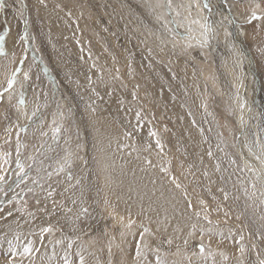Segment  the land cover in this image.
I'll return each mask as SVG.
<instances>
[{
	"label": "bare ground",
	"instance_id": "1",
	"mask_svg": "<svg viewBox=\"0 0 264 264\" xmlns=\"http://www.w3.org/2000/svg\"><path fill=\"white\" fill-rule=\"evenodd\" d=\"M85 1L86 3L84 5L86 6V9L83 11L84 14L82 13L84 17L78 19L76 21L77 23L71 20L75 15L78 16L77 13L79 12L75 9H54L55 6L49 4L43 5L38 0H35L34 4L39 11L45 27L47 26V28L54 33L63 34L65 38L67 36L69 42L75 47L76 51H78L76 52L78 54L77 56L84 61H86L87 54L85 55L82 52L83 50L78 46L79 43L76 45L75 43L78 42V37L80 36L81 38H79V40H81V42L83 41L84 44L88 41L91 42L92 40L90 41L89 39L94 36L91 50H93L96 55L103 53L104 56L102 55L101 58L102 63H99L110 67V71L106 70L103 71L102 74L100 73V80L102 81L98 84L100 87L94 91L91 87L84 86L77 83V81H68L67 74L69 73L67 71L80 59L71 58L74 62H70L68 58L64 57L65 59L60 63L57 57H55L53 59L55 65L47 66L42 64L41 59L39 58V64L43 66V70L46 72L49 81H51V84L49 85L52 86L53 92L50 95V99L53 98L56 103L51 104L48 108L43 107V102L40 101L44 100L40 96V93L35 92L33 87L31 88V86H29L27 90L29 94L26 93L23 96L24 103L21 104V99H17L19 104L15 108L11 107L12 109L14 108V114L17 117V121L20 123L18 124L16 122L10 129L8 127L9 130H2V134L0 133V135L3 136L2 139L5 140L7 138H14L12 140L10 139L13 141L20 139L19 135L21 133L32 134L39 129L40 123L48 117L47 115H44V112L58 108L56 104H61L63 107H66V111L72 110L77 117V120L87 124L88 129L99 141L100 154L98 153L99 159H97V172L104 194H106L107 202H102L100 197L96 195L95 190L91 191V189L94 188V185L93 183H90V181L93 180L95 182V177L90 173L83 174L82 180L86 179L87 181L85 185V188L88 190L87 195L84 191L79 192L78 194L75 193L76 195L73 194L70 197V200H73V204L78 207L79 204L88 202L90 198L93 199V204L89 203L90 206L86 207V205H84L85 208L78 207L77 209L92 210L90 215L95 218L94 222H92L89 227L90 231H92V235H88L89 233L86 231V234L79 238V240L83 239L82 243H75L73 241L74 239L71 240V238H75L77 237L76 235L79 236L83 232L78 233L71 230L65 231V236L57 235V233H54L55 235L53 236L46 234L44 231H39L37 232V235H35L36 237L33 235V238L29 240L8 238L9 240L7 239L0 242V244L3 245L1 251L3 253L0 254V264H24L21 263V257L23 255H20V253H22L24 248L29 246V244L33 251L38 242L42 244V247L39 250L37 260H35L34 263L31 261L29 264H48V259H42L45 258L46 254L52 255L53 257L60 256L59 259L63 258L64 262L59 264H158L157 257H159V264H195L197 261H199V264H246L249 256L251 257L252 255H255V253H251L253 252L252 243L249 240V236L246 235V232L243 229L244 227L236 218L245 220L244 218L248 210L246 212L244 206L257 216V213L259 212L258 205H254V207L250 205L251 203L249 201H251L252 197L251 199H248V196H246L247 198H244L245 202L236 199L237 197L234 196L235 193L232 192L234 188L232 189L233 186L230 187L233 172L227 173V171L224 170L225 168L221 167L222 160L220 158L218 159L214 154V150L217 148L215 147L217 141H212L211 137L206 135L210 133L209 128L213 127L214 113L212 110L206 108L205 104L208 101L206 100L207 94L205 93H211V98L220 101L223 107L226 108L229 113H232L233 118L235 117L232 122L235 133L234 144L237 147L236 150L241 151L246 147L242 146L246 141L244 131L246 125L250 123L249 112L251 113V111H249L248 98L249 95L251 98V89H249L250 87L248 85L250 80L249 77L257 78L258 75H261L258 79L263 82L264 86V17L254 19L250 25L240 27L236 25L235 27L230 20L227 21L228 13H226L227 10H225L227 9L225 8V1L220 2L222 0H219L216 3H211L208 0L211 5H222L220 8L212 7L213 14L214 16H218V19H222L224 24H226V26L224 25L226 27L224 31H227L229 46L225 47V45L223 46L225 48L220 49L219 51L216 50V52L214 51L210 54L206 53L205 56H203V52L201 55L198 52V55L196 56L189 55L181 57L170 47L167 46V50L162 47L163 41L161 36H163L164 32L162 29L164 30L165 28V30H167L166 28H168L166 27L167 23L164 20L169 21V18L175 20L174 18H178L176 15L181 13V9H176L177 14L173 13L172 7H168L169 0ZM191 1L196 2L197 0ZM76 2L71 3L73 5ZM199 2H201V0H199ZM171 3L170 0V5ZM24 4L27 3L25 2ZM255 4L256 2H250L246 7L247 9H245V14H252V12H254ZM23 5H21V7H24ZM25 7V11L27 12L28 7ZM75 8H79V5H75ZM194 8H196V6H194ZM239 9L242 8L240 7ZM12 12V10H9V18L7 19L9 20V27L11 25L13 27L14 24V15H12ZM200 16L201 14L199 13L198 17ZM198 17L195 19L194 25L199 28V26L202 27L203 25L198 20ZM244 17H246V15ZM25 21L26 26H28L30 23V17H27ZM208 21L210 20H207V22ZM228 22H230L232 26L228 24ZM86 27L88 31L93 34H90L92 35L90 38H88V35L85 37V34L82 35L79 31L80 29L84 30L83 28L86 29ZM222 28L219 27V29ZM200 30H202V28H200L199 31ZM14 31H12L13 33H10L11 31L7 33L3 41L7 53L12 48L14 40L16 41ZM165 32L166 35L170 33L172 34V31ZM215 33H213V35ZM180 35H182V33ZM82 37L85 38L82 39ZM173 38L175 37L173 36ZM28 39L29 37L27 40ZM176 41H178V39ZM26 42L28 43V48H30L29 42ZM166 43L168 44V42ZM113 51L116 52L117 58H120L121 62L125 63L123 68L125 71L123 73L118 70V68L115 69V65L110 66V64H108V57L112 56L110 53ZM58 52L57 54H59ZM114 59L115 58H112L110 61ZM120 60H116L115 62L118 63ZM204 60L206 61V65L203 66L202 63ZM7 63L8 62L5 61L0 62V88H6L8 86V80L13 76L11 65L10 63ZM119 64L120 63H118V65ZM127 65H130V68L132 66V68L136 70V73L139 75L138 81L129 78V72L126 68ZM99 68L100 71L103 70V68ZM32 71L31 73H33ZM14 73L16 74L17 70H15ZM77 75L78 74H76V76ZM80 77L82 78V75ZM140 84L144 85L142 90L139 89ZM78 91H80L82 96L79 95ZM256 91L257 90H255V93ZM201 92H203L205 96L201 95ZM131 93H133V96ZM257 93L260 94L259 91H257ZM228 96L231 97L230 104L226 99ZM198 97H201V99ZM256 97H258V95ZM45 98H47V96H45ZM250 100L253 99L251 98ZM89 104L90 108L88 109ZM184 104L185 107H183ZM232 106L234 107V113L232 112L233 110L231 111L230 109ZM33 113H35V116H33ZM137 113L140 114L139 119L137 118ZM176 113H178L179 116L177 118ZM257 114L259 115V113ZM261 118L262 116L259 119ZM165 119L171 121L174 126L169 127L167 124L163 123L162 121ZM71 121L72 120H70V122ZM167 127L170 129H166V132H171L172 135L175 133V135H177V133H179L181 138L187 140L186 144L189 147L200 152V154L197 153L204 158L205 163H207L206 165L209 168L206 169V179L203 177L201 180L200 177L203 175L199 176L198 173V178L189 176V169H185V166L189 167L190 165L188 164V166L186 164L188 162L183 158L185 150L189 148L185 147L186 144L184 146L186 148L184 151H182L184 148H181L182 150L179 148V151H182L181 154L177 152V143L179 142L177 141V143L174 144L172 148L174 152L176 150V153L170 155L171 157L168 156L173 160L174 165L171 163V160L166 154L164 140L166 137L165 130L163 132V129ZM152 132L155 133L154 136L150 135ZM171 133L169 135H171ZM49 135L53 134L51 133ZM65 135L62 136L66 137ZM64 140L65 138H62L61 142ZM157 141H159V147L157 146ZM45 142V144L49 143L47 141ZM253 142L254 141H252V145L258 143L255 142L254 144ZM167 143L168 142H166V144ZM183 143L179 144L183 145ZM228 144L229 143L227 142V145ZM74 147L75 146H73V148ZM191 148L188 149V151H192ZM250 149L252 150L253 148ZM191 151L188 152V157L192 156ZM209 153H211V155H209ZM219 153L220 152H218V154ZM243 154L245 157H242L249 162L247 164L243 160L246 163V166L249 165V168H253L254 171L259 172L261 169L260 165L262 164L261 161L263 162L262 165H264V159L262 158L261 160L259 157H254V161L252 158L253 154L249 155L245 152ZM237 157L239 158V156ZM15 158L13 160H15ZM77 158L80 159L77 163V167L73 166L70 172L65 171L63 176L67 175L69 178H63L62 180L65 181V184H67L66 186L76 187L77 185V188H80V178L73 175L72 172L79 169L80 166L84 167L85 163H91V160L84 156L80 158V155L77 156ZM238 160H240V158ZM258 160L261 161L258 162ZM60 162L63 163L61 160ZM60 162L58 159H52L51 161L52 164L55 163L56 165ZM238 164H236L237 167L239 166ZM51 169L53 180L58 179V177L62 175L58 173V176H54V169ZM242 170H244V168ZM88 171L91 172L92 169H89ZM191 172H193V170H191ZM238 173L240 174V172ZM263 176L264 174H262L264 181ZM254 177L256 178V175ZM69 180H72V183H68ZM240 182L239 184H241ZM18 183L19 182H17V188L21 187ZM177 184H179L180 187H177ZM249 184H247V186ZM201 187L207 194L210 193L209 198L213 200V204L200 202L198 199L200 196H194L192 194V192L196 190L195 188L200 189ZM239 188H241V186L237 189ZM211 189H214L216 192L209 191ZM263 196L264 195H262V198ZM17 198L18 197L12 199L16 200ZM219 199H221V204L225 207L218 208L217 205L214 204ZM256 200L258 201L259 199ZM3 201L4 200L0 201V207L2 206ZM261 201L262 200L260 199L258 202L261 210L260 215L264 216V207H262L264 200L263 202ZM189 202L191 207H189ZM251 202H254L253 204H258L256 201ZM104 205L106 206L108 213L104 212ZM217 210L220 211V214L222 213V216L223 211H227L231 218H234L235 216V220L227 221L224 220L225 217L222 219V216L219 217L214 214ZM205 217H207V219H205ZM256 219L257 218L255 217V220ZM209 221H211V223H209ZM38 228L41 229L42 227ZM145 228L149 231L144 232ZM51 229L54 228L51 227ZM61 231L64 232V230ZM141 233H144L143 239H141ZM55 239L62 240V243H59V248L52 247V245L48 248L49 243L51 241L53 242ZM168 241H171V243ZM185 241H187V243H185ZM9 242H11V246ZM137 242L140 243L142 252V255L139 258L136 257ZM200 245H203V252L200 251ZM60 247H64V249H61ZM247 248L249 252L247 251ZM9 250L10 254L13 251L16 253L13 259L7 257L8 255L6 252ZM192 251L194 253L197 251L198 254H204L198 255L197 258L196 253L193 254L191 253ZM72 256H76V259L71 258ZM259 258L260 257H258V259Z\"/></svg>",
	"mask_w": 264,
	"mask_h": 264
},
{
	"label": "rangeland",
	"instance_id": "2",
	"mask_svg": "<svg viewBox=\"0 0 264 264\" xmlns=\"http://www.w3.org/2000/svg\"><path fill=\"white\" fill-rule=\"evenodd\" d=\"M34 1L33 0H2L3 7L0 8V35H3L5 38L7 33H9L10 31H11L10 33H13L12 31L15 30L14 33H15V37H16L15 38L16 41L14 40L13 46L8 53H7V50L4 48V44H3L4 51H3V53H0V62L5 61V62H8L7 64L10 63L12 75L15 72V70H17V73L16 74L14 73V74H15V77L18 76L16 78L17 83L13 85L12 89L5 91V89H7L8 86L6 88H2V87L0 88L1 89L0 93H3V97H2V99H0V133L1 134H2V132H1L2 130L3 131L5 129L9 130L13 124L15 125L16 122L18 124L20 123L19 121H17V117L15 116L13 109L19 104V101H17V99H21V96H24V94H26V93L29 94V92L27 91L29 86H31V88L33 87V90H35V92L40 93V96L44 100V101H40V102H43V107L48 108L51 104L56 103V101L53 98L50 99V97H51L50 95L53 92L52 86L49 85V84H51V81H49L48 76L46 75V72L43 70V66H41V64H39V61H38L39 58L41 59L42 64L47 65V66L48 65H51V66L55 65L53 63V59L55 57H57V59L60 61V63L63 62V59H65L64 57L68 58L70 62H74L73 60H71V58L80 59L79 56H77L78 54L76 53L78 51H76L75 47L69 42V39L67 38V36L65 38V36L63 34L54 33L53 31H50L47 28V26L45 27V24H44L40 14H39L37 7L34 4ZM38 1H40L41 4H43V5L49 4V5L55 6L54 9H60V10L75 9V10H77V12H79V13H77L78 16L75 15V17L71 18V20L74 21L75 23H77L76 21L78 19H81L84 17L83 11L86 9V6L84 5L86 3L85 0H82V1L81 0H79V1L78 0H72V1L71 0H57L58 2L56 0H38ZM69 1H71L72 3L77 1L78 3L76 2L75 4L72 5V3ZM174 1L177 2L178 4L175 3ZM209 1L211 3H216L219 0H209ZM223 1H225V8H227V9H225V10H227L226 13H228V18H227L228 20L227 21L230 20V22H232L235 25V27H236V25L238 27L250 25L253 22L254 19H252V14H249V15L245 14L246 13L245 9H247L246 7L250 2H256V4H255L256 6L254 5V12L256 13V15L260 18L264 17V0H222L220 2H223ZM25 2L27 4H24ZM56 2H57V5H56ZM63 2H65L66 4ZM79 2H81V3H79ZM171 2H172L171 7L173 9L172 10L173 13L177 14L176 9H181V13H178L176 15L178 18H174L175 20H172L171 18H169V21L164 20L167 23V25L165 23L166 27H168V28H166L167 30H165V28L163 30L161 27L162 31H164L163 36H161L162 41H163L162 47L164 49L170 47L172 50L176 51L175 53L178 56L180 55L181 57L189 56V55L190 56H196V55H198V52L200 55L203 52V56H205L206 53L210 54L211 52H214V51L216 52V50L219 51L220 49H223V48L229 46L228 45L227 31L226 30L224 31V29H226V27H225L226 24H224L222 19L221 20L218 19V16H216V15L214 16V14H213V8H220L222 5H211L210 4V7L211 8L213 7L212 12H211V10L208 11L205 9V7H204L205 0H201V2H199V0H197L196 1L197 4H196V2H193L191 0H178V1L171 0ZM21 5H23L24 7H21ZM32 5H34V6H32ZM75 5H77V6L79 5V8H75ZM25 6L28 7L27 12L25 11V9H26ZM194 6H196V8H194ZM240 7L242 9H239ZM193 8L196 10H194ZM9 10H12L13 11L12 15H14L13 16V19H14L13 27H12V25L9 27V25H10L9 20H7L9 18V15H8ZM197 13H198V16H199V13L201 14V16H202V17L200 16L201 19H200V17L197 16ZM236 13H238V14L240 13V14L238 15ZM245 15H246V17H244ZM26 16L30 17V23L28 26H26V23H25L26 22L25 19L27 18ZM197 17L199 18L198 20L202 23V25H203L202 27L199 26V28H198L196 25H194L195 19H197ZM207 20H210V21L212 20V21L207 22ZM230 22H228V24H230L232 26V24ZM221 24L223 26L225 25L224 26L225 28ZM218 26L221 28L223 27V28L219 29ZM200 28H202V30L199 31ZM83 29L84 30L80 29L79 31L82 35L85 34V37H87V35H88V38H90L93 35L90 31H88L87 27H86L87 30L85 28H83ZM29 30H32V31H29ZM170 30L172 31L173 35L171 33L166 35L165 31L171 32ZM223 31H224V33H223ZM221 32H222V34H221ZM181 33H182V35H180ZM213 33H215V34L213 35ZM25 34H27V37H29V39L26 41L29 42L30 48H28L29 47L28 43L25 40L21 39V37H23ZM90 34H92V35H90ZM169 36H171V37H169ZM173 36L175 38H173ZM178 36H179V38H178ZM85 37H82V39ZM79 38H81V36L78 37V42L75 43V45L79 43L78 46H80V49L83 50L82 52L85 55L87 54L88 57L86 55V61L80 59V60H78L77 63H75V64L72 63L73 64L72 68H70L67 71L69 73V74H67L68 75L67 78H68V81L69 80L70 81L72 80L73 82L77 81V83H80L84 86L91 87L94 91H96L100 87L98 85L99 82H102L100 80L101 74L103 73V71H106V70L110 71V67L108 65H107L108 66L107 67L106 65L99 63V62L102 63L101 58H102V55L104 56L103 53L96 55V54H94V51L91 50L92 45H93L92 42L94 41L93 40L94 36H93V38L89 39L90 41L92 40L91 42L88 41V42H85V44L83 43V41L81 42V40H79ZM175 39L176 40L178 39V41H176ZM30 40H31V42H30ZM171 40H173V41H171ZM221 41H223V42H221ZM166 42H168V44ZM171 42H175V43H171ZM199 43H201V44H199ZM221 44H223V45H221ZM82 45H84V46H82ZM223 46H225V47H223ZM88 47H90V48H88ZM176 47H178V48H176ZM199 48H201V49H199ZM90 50H91V52H90ZM57 52L59 54H57ZM113 52L110 53L113 57L112 56L108 57V64H110V66L115 65V69L118 68V70H120L123 73L125 71L123 69L125 63L121 62L120 58H117L116 52H114L115 54ZM93 54H94V56H93ZM111 57L115 58V59L110 61L112 59ZM43 58H45V59H43ZM95 58L98 59L99 61L96 60ZM116 60H120L119 62L117 61L118 63H120L119 65H118V63L115 62ZM201 60H203V59H201ZM202 65L203 66L206 65L205 60L202 63ZM99 67H101V69L103 68V70L100 71ZM106 67H107V69H106ZM126 68L128 69V70L127 69L126 70L129 72V74H128L129 78L132 80L138 81L139 75L136 73V70H134L132 68V66L130 68V65H127ZM95 69H97L99 72ZM131 70H132V72H131ZM31 71L33 73H31ZM25 73L28 74V77H29L28 80H25V78H24ZM32 74H33V76H32ZM76 74H78V75L76 76ZM81 75H82V78L80 77ZM260 76L261 75H258L257 78L256 77H252V78L249 77L250 80H249L248 85L250 87L249 89H251L250 90L251 91V98L253 100H250L251 98L249 95V98H248L249 104L248 105H249V109H250L249 111H251L252 114L249 112L250 123H248L246 125L245 131H244L245 135H246V141L244 142V145H242V146H246V147H244L245 149L243 148L241 151L236 150L237 147L234 144L235 133H234V126H233L232 122L235 119V117L233 118L232 113L231 112L229 113V111H227L226 108L223 107V105L220 101L212 99L211 93H208V92L205 93V94H207L206 100L208 101L205 104L206 108L212 110V112L214 113L213 114V127L209 128L210 133L206 134V135H209V137H211L212 141H214V140L217 141L216 146H215L217 148L215 150L213 149L214 154L218 159L220 158L222 160L221 161V167L225 168L224 170H226L227 173L233 172L230 187L233 186L232 189L233 188L234 189L232 192L235 193L234 196L237 197L236 199L242 200L243 202H245L244 198H247L246 196H248V199H251V197H252L253 200L251 199V201H256V203H258L260 199L262 200L261 202H263V200H264V196L262 198V195H264V192H263L264 191L263 190L264 189V181L262 178V174H264V165H262L263 162L261 161L262 158L264 159V122H263L264 107H262V106H264V88H263L264 86H263V82L260 79H258ZM132 80H130V81H132ZM21 82L24 85L23 88L20 87ZM253 83H254V85H253ZM139 86H140L139 87L140 90H142V88H144V85H142V84H140ZM258 87H260V88H258ZM255 90L259 91L260 94H258L257 91L255 93ZM252 91H254V92H252ZM78 93H79V95L82 96L80 91H78ZM200 94L205 96V94L203 92H201ZM255 94H256V96L258 95V97H256ZM48 95H49V97H48ZM131 95L133 96V93H131ZM34 96H37V95H34ZM45 96H47V98H45ZM133 98H135V97H133ZM198 98L201 99V97H198ZM81 99H83V98H81ZM226 99H227L228 103L230 104L231 97L228 96V97H226ZM34 100H36V99H34ZM36 101H39V100H36ZM251 101L252 102L255 101V102H253L254 104ZM14 102H15V104H14ZM56 106L58 108H54L53 110H49L48 112H44V115H47L48 117H46L45 120L42 123H40L39 129L37 131H34L32 134L21 133L20 134L21 137L19 135L20 139H16L13 141H11V140L14 138H7L5 140V139H2L3 136L0 135V146H1L0 147V163H1L0 164V177H3V179H0V201L4 200L2 203V206L0 207V242H3L5 240H7L8 238L9 239H11V238L12 239H18V240H25V239L29 240V239L33 238V235H34V237H36L35 235H37V232L43 231V229H45L46 227L50 228V229H51V227H53L55 229V231H54V229H51V231H53V232H51V231L45 232L46 234H50L53 236L55 235L54 233H57V235L65 236V231H67V230L68 231L71 230L73 232H78V233L83 232L79 236L76 235L77 237L71 238V240L74 239L73 241L75 243H78V242L82 243L83 242L82 241L83 239L79 240V238L83 237L86 234V231H87V233H89L88 235H92V233H91L92 231H90V228H89L91 226L92 222H94V220H95V218H93L90 215L92 213V210L87 209V212H84L83 209H81V210H77V209H78V207H84V205H86V207L90 206V204H93V199L90 198L88 200V202H85L84 204H79L78 207L73 204V202H72L73 200H70V197L75 193L78 194L79 192L84 191L87 195L88 190L85 188L87 181H86V179L82 180L83 179L82 176L85 173H90L95 177V182L93 180L90 181V183H93V185H94V188L91 189V191L95 190L96 195L98 197H100V200L102 202H104V201L107 202L106 194H104V190L100 184V179H99L98 172H97V170H98V160L97 159H99L98 153L100 154L99 141L97 140L96 136L93 135V133L88 129L87 124L77 120V117L74 115V112L72 110L66 111V107H63L61 104H59V105L56 104ZM89 106H90V104L88 105V109L90 108ZM11 107H14V108L12 109ZM59 107H60V110H59ZM183 107H185V104L183 105ZM232 107H230V109H231V111L233 110L232 112L234 113V107H233V109H232ZM251 109H254V110H251ZM256 109H258V110H256ZM61 110H62V112H61ZM181 113H179V114H181ZM257 113H259V115ZM71 116H73V117H71ZM255 116H257L258 118ZM261 116H262V118L259 119ZM69 117H70V119H69ZM177 117H179L178 113H176V118ZM251 118H253V119H251ZM255 118H257V119H255ZM64 120H66V121H64ZM70 120H72V121L70 122ZM162 122L167 124L169 127L174 126L171 123V121H168L166 119L163 120ZM257 124H258V127H257ZM70 125H72V126H70ZM5 126H6V128H5ZM8 127H9V129H8ZM169 127L163 129V132L165 130V134H166V137L164 140H165L167 157L168 156L171 157L170 155H172L173 153H176V150L174 152L172 147L174 146L175 143H177V141L179 143L184 142L183 145L177 143V147H178L177 152L178 153L181 154L182 151H184L186 149L185 147H189L186 144L187 140L186 139L184 140L183 138H181L179 133H177L178 136L175 135L176 133L172 135L171 132H170L171 135H169L170 133L168 131L166 132V129H170ZM223 129H225V130H223ZM226 129H227V131H226ZM251 131H252V133H251ZM51 133L53 135H49ZM173 133H174V131H173ZM256 133H257V135H256ZM61 134L63 136L65 134H67V135H65L66 137H63ZM222 134H223V136H222ZM51 136H52V138H51ZM171 137L173 140L171 139ZM62 138H65V140L63 142H61ZM174 138H176V139H174ZM77 139H78V141H77ZM178 139H180V140H178ZM45 141H47L49 143L45 144L46 143ZM181 141H183V142H181ZM252 141H254L253 142L254 144H255V142L256 143L258 142L257 143L258 145L257 144L252 145ZM166 142H168V143L166 144ZM227 142L229 143L228 144L229 146L227 145ZM249 142H251V143H249ZM185 144H186V146H185ZM248 144H250V145H248ZM73 146H75V147L73 148ZM167 147H168V150H167ZM179 148L180 149L184 148V149L183 150L181 149L182 151H179L180 150ZM190 148L191 147L187 148V150H185V153L183 155V158H185V161L188 162L186 164L190 165V166L188 165L190 168L185 166V169L186 168L189 169V176L190 177L198 178V176H197V173H198L199 176L203 175L202 177H200L201 180L203 179V177L206 179L207 178V176H206L207 170L206 169H209L206 165L207 163H205L204 158L201 155H199L200 152L196 151L193 148H191L192 151L191 150L188 151V149H190ZM250 148H253V149L251 150ZM69 151H71V152H69ZM77 151H79V152H77ZM186 151H187V153H186ZM190 151H191V155L193 157L192 156L188 157L189 156L188 152H190ZM218 152H220V153L218 154ZM244 152L249 154V155L253 154L252 158L254 161H255L256 157H259V159L261 158V160H258V162L261 161V163H262L260 165L261 169L259 170V172L254 171L253 168H249L248 167L249 165L246 166V163L248 164L249 162H247V160L245 158H243V157H245V155L243 154ZM239 153L241 154V156ZM14 154H15V156H14ZM79 155H80V158L82 156H84L85 158H88L89 160H91L90 161L91 163H85L84 167L80 166L79 169H76V171L72 172L73 175H76L77 177L80 178L81 181L79 180V183H80L81 187L77 188V185H76V187L66 186L67 184H65V181H63L62 179L63 178L64 179L69 178V176H67V175L63 176V175L65 174V171L70 172L71 168L73 166L77 167V163L80 160L79 158H77V156H79ZM220 155H221V157H220ZM237 156H239L241 161L238 160L239 158ZM14 158H15V160H13ZM52 159H58L59 162L61 160L63 163L60 162L57 164L58 165L57 166L55 163H53V164L51 163ZM63 159H64V161H63ZM216 159H215V161H216ZM227 159H229V160H227ZM170 160H171V163L174 165L173 160L172 159H170ZM230 160H231V162H230ZM18 162H19V165L23 166V170H24L23 173L21 172V168L18 166ZM190 162H192V163H190ZM238 162H239V164H238ZM59 164H60V166H59ZM67 164H68V166H67ZM236 164H238L239 166H241L243 164L241 166L242 168L239 166L237 167ZM216 166H217V164H216ZM192 167L194 169L195 168L196 169L194 170ZM246 167H247V169H246ZM51 168L54 169V172H53V174H55L54 176H58V173L62 174L61 176L58 177V179H56L58 181L53 180V178H52L53 175H49V173H51V170H52ZM64 168H66V169H64ZM243 168H244V170H242ZM89 169H92V171L89 172L88 171ZM232 169H235V170H232ZM191 170H193V172H191ZM246 170L247 171L249 170V171L247 172ZM238 172H240V174ZM92 175H90V176H92ZM255 175H256L257 179L254 177ZM257 175H258V177H257ZM235 176H236V178H235ZM260 177H261L262 181H261ZM50 178H52V179H50ZM246 178L249 179L250 181L247 180ZM54 181H56V182H54ZM71 181L72 180H69L68 183H72ZM240 181H242V182H240ZM244 181H246L247 183ZM17 182H19L18 184L21 187L17 188V186H18ZM30 182H31V184H30ZM35 182H37V183H35ZM239 182L241 184H239ZM251 183H253V184H251ZM62 184H63V186H62ZM247 184H249V185L247 186ZM26 185H27V187H26ZM51 185H52V187H51ZM239 186H241V188L237 189ZM209 187H211V186H209ZM76 188H77V190H76ZM211 188H213V187H211ZM195 189L196 190L194 192H192V194L194 196H200V197H198L200 202H204V203L207 202L208 204H213V202H212L213 200H211L209 198L210 193L207 194L206 191H204L202 189V187L200 189H198V188H195ZM23 191H25V192H23ZM209 191L216 192L214 189H211ZM254 192H255V194H254ZM49 193H51V195H49ZM203 195H205V196H203ZM16 197H18L16 200L12 199V198H16ZM256 197H259V198H256ZM8 198H10V199H8ZM256 199H259V200L257 201ZM37 201H39V202H37ZM251 201H249L251 203V204L250 203L249 204L252 205V207H254V205H258L257 207H258L259 212L257 213V216H255L251 212L250 209H248L247 207L244 206L245 211L247 212V210H248V212L249 211L250 212L246 213L245 218H244L245 220H243L241 218H236V219L238 221H240V224H242V226L244 227L243 229L246 232V235L249 236V240L252 243L251 245L253 247V252H251V253L252 254L255 253V255H252L251 257L249 256V258L246 256L248 258V261L246 262V264H249V263L250 264H262V262H264V260H263L264 259V216L260 215L261 210H260L259 203L253 204L254 202H251ZM214 204H216L218 208L225 207V206H223V204H221V199H219ZM262 207H264V203L262 204ZM103 208H104V212L108 213V210H106L105 205ZM226 208H227V206H226ZM209 209L211 210L210 207H209ZM214 214L219 216V217L222 216V213L220 214V211H218V210ZM223 217H225L224 220H227V221L235 220V216H234V218L233 217L231 218L228 215L227 211H223L222 219H223ZM255 217L257 218L256 219L257 221L255 220ZM258 217L261 220H259ZM38 227H40V228L42 227V228L39 229ZM61 230H64V232ZM59 243L61 244L62 240L61 239H55V240H53V242L51 241L49 243L48 248H50L51 245H52V247L54 246V247L59 248V246H60ZM41 247H42V244L38 242L36 247H34V250L31 252V254H29V255L25 254L21 257V260H22L21 263L29 264V262L31 263V261L34 263V261L37 260V256L39 254V250ZM60 248L64 249V247H60ZM2 249H3V245L0 244V254L3 253V252H1ZM262 249H263V251H262ZM247 251L249 252L248 248H247ZM6 253L8 255L7 256L8 258L13 259L14 256H12L10 254V250L7 251ZM191 253H193V254L196 253L197 258H198V255L204 254V253H200V252H199L200 254H198L197 251H195V253L192 251ZM47 255L48 254H46L45 258H42V259L43 260L48 259V264H59V263L64 262L63 258L59 259L60 256L53 257L52 255H48V256ZM258 257H260V258L258 259ZM71 258L76 259V256H72ZM28 259H29V261H28ZM198 262L199 261L195 262V264H197Z\"/></svg>",
	"mask_w": 264,
	"mask_h": 264
},
{
	"label": "snow or ice",
	"instance_id": "3",
	"mask_svg": "<svg viewBox=\"0 0 264 264\" xmlns=\"http://www.w3.org/2000/svg\"><path fill=\"white\" fill-rule=\"evenodd\" d=\"M3 7V3H2V0H0V8ZM168 7L170 8L171 5H170V0H169V3H168ZM204 7L206 10H211V7H210V3L208 2V0H205V4H204ZM252 19H260V17H258L256 15L255 12L252 13ZM27 34H25L23 37H21V39L23 40H27ZM3 41H4V36L3 35H0V53H3L4 51V48H3ZM25 80H28L29 77H28V74L25 73V76H24ZM17 83V80H16V77H15V74H13V76L8 80V88L5 89V91H8L9 89H12L13 88V85ZM23 83L21 82L20 83V87L23 88ZM3 97V93H0V99H2ZM20 103L23 104L24 103V99H23V96H21V100H20ZM139 113H137V118L139 119ZM33 116H35V113H33ZM150 135H155L154 132L150 133ZM157 146L159 147L160 144H159V141H157ZM209 155H211V153H209ZM18 166L21 168V172L23 173V166L22 165H19V162H18ZM62 170V169H61ZM49 175H51V173H49ZM0 179H3V177H0ZM177 187H180L179 184L176 185ZM49 195H51V193H49ZM227 198V197H226ZM39 202V201H37ZM189 207H191V204L189 202ZM84 212H87V209H83ZM205 219H207V217H205ZM209 223H211V221H209ZM51 229L50 228H45L43 229L44 232H48L50 231ZM149 230L147 228L144 229V232H148ZM143 235L144 233H141V239H143ZM169 243H171V241H168ZM185 243H187V241H185ZM10 246H11V242H9ZM200 251L203 252V245H200ZM32 252V248H31V245L29 244V246H26L23 250L22 253H20V255H25V254H31ZM11 255L12 256H15L16 253L13 251L11 252ZM142 255V252H141V248H140V243L137 242V249H136V257L139 258L140 256ZM82 259V258H81ZM157 261H158V264H159V257H157ZM262 264H264V262H262Z\"/></svg>",
	"mask_w": 264,
	"mask_h": 264
}]
</instances>
